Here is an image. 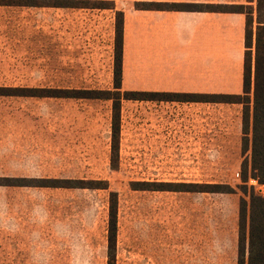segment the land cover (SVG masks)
<instances>
[{"label":"rangeland","instance_id":"rangeland-1","mask_svg":"<svg viewBox=\"0 0 264 264\" xmlns=\"http://www.w3.org/2000/svg\"><path fill=\"white\" fill-rule=\"evenodd\" d=\"M57 1L58 7L0 8V87L113 91L120 11L127 35L122 91L145 92L146 70L132 68V40L136 30L145 32L148 13L135 3L193 0ZM80 1H108L114 9L74 8ZM169 72L155 83L176 84ZM156 107L122 102L113 171L109 101L0 97V178L109 185L107 191L0 187V264H107L109 192L117 193L116 264H237L240 201L264 196L251 152H243L242 140L243 153L231 158L219 143L209 157H198L208 143L157 140L171 121L153 119ZM131 183L222 185L232 192L133 191Z\"/></svg>","mask_w":264,"mask_h":264},{"label":"trees","instance_id":"trees-1","mask_svg":"<svg viewBox=\"0 0 264 264\" xmlns=\"http://www.w3.org/2000/svg\"><path fill=\"white\" fill-rule=\"evenodd\" d=\"M252 2V0H247ZM57 0H0V7H58ZM74 8L112 10L108 1H80ZM136 10L182 13L240 14L246 19L245 53L243 62L242 94L240 95H188L122 91V59L124 15L116 12L114 37L113 91H69L67 94L53 89L0 87V97L55 98L99 100L111 103L110 168L118 169L121 106L123 101L181 102L238 104L243 107V152H251L250 169L259 185L264 186V0L251 5L189 4V3H135ZM251 135V143H249ZM250 145V146H249ZM246 181V177L244 178ZM35 181V184H34ZM0 178V187L53 188L107 191L106 181ZM133 191L197 192L229 194L231 189L222 185H194L172 183H131ZM246 193V191H245ZM244 193V194H245ZM237 264H264V196L250 194L248 201L241 199L238 217ZM107 264H116L117 247V193L109 192L107 213Z\"/></svg>","mask_w":264,"mask_h":264},{"label":"crops","instance_id":"crops-1","mask_svg":"<svg viewBox=\"0 0 264 264\" xmlns=\"http://www.w3.org/2000/svg\"><path fill=\"white\" fill-rule=\"evenodd\" d=\"M163 2L239 4L256 7V0L249 3L247 0L242 3L218 2L217 0ZM147 13L145 32L136 30L132 40V45L135 47L132 53V68L136 71L139 69L146 70L145 76L148 80L146 93L242 94L246 25L244 15L156 11ZM126 41L127 35L124 32L122 79L126 62L124 46ZM143 45L146 47L145 51ZM144 56L145 60L143 59ZM144 61H146L145 67ZM166 71H170L169 76L176 84L166 85L160 81H157L158 84L155 83L156 79L165 78ZM146 103L157 106L152 108L150 113L153 119L171 121L167 128L168 133L159 134L160 136L154 135L157 140L177 142L189 139L196 140L195 142L198 143H208L196 150L198 157H209L216 143L221 144V152H224L229 158L233 157V154L242 152L244 135L241 105L181 102ZM182 128L193 133L183 134Z\"/></svg>","mask_w":264,"mask_h":264},{"label":"built area","instance_id":"built-area-1","mask_svg":"<svg viewBox=\"0 0 264 264\" xmlns=\"http://www.w3.org/2000/svg\"><path fill=\"white\" fill-rule=\"evenodd\" d=\"M236 177L238 178V177H239V175H238V174H236Z\"/></svg>","mask_w":264,"mask_h":264}]
</instances>
